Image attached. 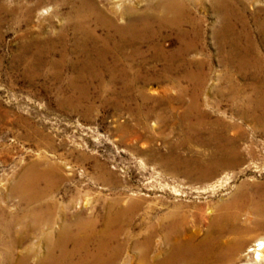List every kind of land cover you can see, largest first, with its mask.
<instances>
[{
	"label": "bare ground",
	"instance_id": "obj_1",
	"mask_svg": "<svg viewBox=\"0 0 264 264\" xmlns=\"http://www.w3.org/2000/svg\"><path fill=\"white\" fill-rule=\"evenodd\" d=\"M119 1L60 0L67 9L54 36L41 37L27 28L22 37L30 35L33 50L23 57L29 81L40 73L47 81L45 89L54 93L61 110L82 109L86 116L98 106L116 113L126 109L135 123L119 121L116 131L129 144L139 136L138 125L147 126L146 120L154 114L163 129L170 134L176 130L178 137L167 142L164 153L149 149L151 160L188 178L208 180L259 157L264 138L254 136L264 137V5L255 12L252 24L230 1L211 0L217 13L212 34L223 73L207 86L214 98L210 100L203 97L210 74L208 60L196 55L197 49L204 48L200 19L191 17L189 0H148L141 9L130 2L121 6L124 1ZM46 2L28 0L25 5L11 7L3 0L0 24L6 13L14 24L24 20L31 25L37 12L48 11ZM167 31L176 39L172 48L162 41ZM27 47V42L22 44V49ZM157 64L161 68L156 69ZM152 81H169L171 86L151 101L138 85ZM182 81L191 83L190 90ZM173 87L175 94H169ZM176 104L182 105L180 112ZM161 106L165 114L156 113ZM101 168L103 173L96 180L108 182L105 176L110 171ZM62 171L51 159L31 161L17 174L8 192L19 197V209L7 210L8 204L2 205L4 199H0V264L126 263L123 253L130 241L143 264L151 263V258H159L162 264L211 255L229 258L247 233L264 231V178L243 180L218 205L208 231L199 240L190 233L182 235L188 218L185 211L180 212L179 204L175 205L162 221L167 251L160 257L159 252L151 253L154 224L141 220L146 233L138 237L131 232L139 199L124 204L121 195L110 199L100 195L102 214L92 208L82 213L75 209L78 204L73 199L63 204L54 198L64 179ZM222 183L225 181L219 180L217 185ZM17 246H24V251L18 252ZM263 250L264 240L257 239L248 251L256 257Z\"/></svg>",
	"mask_w": 264,
	"mask_h": 264
},
{
	"label": "rangeland",
	"instance_id": "obj_2",
	"mask_svg": "<svg viewBox=\"0 0 264 264\" xmlns=\"http://www.w3.org/2000/svg\"><path fill=\"white\" fill-rule=\"evenodd\" d=\"M103 1L106 2L102 0L100 3ZM146 1L148 0L119 2H123L121 6L130 2L141 9L146 6ZM228 1L244 11V16L249 18L252 24L255 12L264 5L262 0ZM26 2L28 0H4V4L11 7L15 4L25 5ZM188 5L191 17L200 19L197 20L203 35L204 48L197 49L196 55L208 60L207 69L210 72L203 97L214 100L207 86L223 73L212 34L217 24V13L211 7V0H189ZM44 6L48 7V11L43 14L37 12L31 25L24 20H21L19 25L14 24L6 13H3V22L0 24V199H4L5 203L1 204H8L6 207L9 211L19 209V197L8 193L11 184L25 165L46 158L57 161L63 170L64 179L53 193L59 203L65 204L69 199H73L78 204L75 209L82 213L92 208L102 214L100 205L103 198L98 199L100 195L107 199L121 195L125 197L124 204L128 199H139L141 204L137 209L136 224L131 227V232L134 236L138 234V237L146 233L144 224H139L141 220L155 225L151 235V253L159 252L161 257L167 251L163 240L162 221L178 204L180 212L185 211L188 218V225L183 229L182 235L190 233L195 235L197 240L201 239L208 231L209 221L217 213L218 205L229 197L239 182L264 178V151L255 159H247L239 168L225 170V173L222 172L208 180H196L180 172L173 173L151 160L149 149L158 148L164 153L168 150L167 142L175 141L178 137L176 130L170 134L168 129H163L154 114L146 120L147 126L138 125L139 136L130 140V144L134 145L131 146L127 139L121 140L116 131L119 121L135 123L126 109L116 113L112 108L98 106L86 116L82 114V109L74 112L69 111L67 107L59 109L54 93L45 89L47 81L42 75L39 73L33 81H29V77L24 74L26 65L23 57L30 55L33 50L28 42L30 35L22 37V33L30 28L32 34L37 33L41 37L54 36L56 29L63 22L62 12L67 9L60 4V0H47ZM162 41L168 48L176 45L174 33L171 31L165 32ZM25 42L28 47L22 49ZM161 66L157 64L155 68L159 69ZM234 77L236 80L240 79L236 74ZM168 82L152 81L139 84L138 87L145 95H149L152 101L164 93L163 88L171 86ZM182 85L188 90L192 87L187 81H182ZM169 90V94H175L174 87ZM187 97L185 94L184 99L187 100ZM222 104L224 108L227 106L225 101ZM180 106L182 105L176 104L177 112L181 111ZM155 111L164 113V106L157 107ZM226 114L229 113H225V116ZM254 138L261 140L264 137L257 135ZM182 151L186 154V150ZM101 166L110 171L109 175L105 176L108 182L96 180L103 173ZM219 180L225 183L218 186ZM84 201L87 204L85 206ZM257 239L264 240V231L247 233L241 245L229 258L211 255L199 260L185 259L173 264H264V250L256 257L252 251H248ZM125 247L123 256L127 257L128 262L120 261L116 264H143L138 260L131 241ZM16 250L24 251V246H17ZM43 251L44 248L41 247V252ZM160 262L159 258H151L149 264H162Z\"/></svg>",
	"mask_w": 264,
	"mask_h": 264
}]
</instances>
